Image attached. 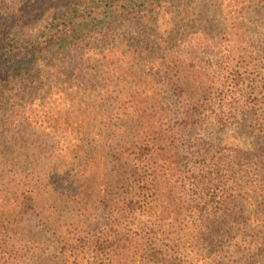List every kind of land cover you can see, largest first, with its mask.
I'll use <instances>...</instances> for the list:
<instances>
[{
  "label": "trees",
  "instance_id": "1",
  "mask_svg": "<svg viewBox=\"0 0 264 264\" xmlns=\"http://www.w3.org/2000/svg\"><path fill=\"white\" fill-rule=\"evenodd\" d=\"M21 1L0 0V115L14 113L6 89L56 94L59 111L42 115L52 141L0 119L13 165L0 174V264H264V0H249L250 19L215 0L205 24L187 7L172 15L179 31L163 0H39L57 5L19 47L14 25L41 15ZM216 12L229 22L215 35ZM116 15L157 33L129 45L130 63L109 40ZM231 129L248 137L229 141ZM29 216L46 240H30Z\"/></svg>",
  "mask_w": 264,
  "mask_h": 264
},
{
  "label": "rangeland",
  "instance_id": "2",
  "mask_svg": "<svg viewBox=\"0 0 264 264\" xmlns=\"http://www.w3.org/2000/svg\"><path fill=\"white\" fill-rule=\"evenodd\" d=\"M35 1H38V2L36 5L32 6L31 11L36 9L37 15L38 14L42 15L43 13L49 10L50 12H48L44 17L43 16L41 17L40 15V18L36 20L34 19L33 20H23V22H27V23H19V24L14 25L12 29L13 37L15 36L16 42L18 43L19 47L29 46L32 43H36L39 41V35L41 33V25H42L41 22L45 18L49 17L51 14V8H49L48 10H45L43 7L45 5H48V6L52 5V7L57 5L55 3L45 4L39 0H31L30 2L28 1L26 2V0H22L21 3L20 2H18V4L15 3L13 6L16 9L19 8V10L17 9V12H20L21 14L23 11L29 8L30 5ZM61 1L62 0H59L57 2H61ZM163 1L164 2L162 4L167 5L168 9L170 10L168 11V14L165 15V17L169 19V21L171 19V23L175 24L177 31H179L180 29L179 28L180 23L178 22V20L177 21L173 20L172 15L178 14L179 11L181 10L188 9L187 7H192L201 15L200 23L205 24L206 21L208 20L204 17L203 14L206 11V9H208V6H210V4L213 5V3H215V0H196L195 2H192V0H187V6H186V5L180 4L179 0H171L169 2H166L165 0ZM241 3L242 2L240 1L226 0L227 6L223 7L222 12L227 13V15H230V16H234V15L236 16L237 13H240L245 10V12H247V15L250 19L251 15H253V12L251 13V11L252 9H254L255 5H252L251 2H249V0L248 2H246V5H242ZM203 5H205V8ZM216 14H217L218 20L221 16V20H224V21L221 22L219 20L220 21L219 27H216L215 30L213 27L212 29L210 28L212 30V33H214L215 35L218 34L221 27L224 29L227 28V24L229 22L228 20H226L224 14L220 15V13L218 12H216ZM234 21L236 22L235 19ZM109 22H111L108 25V27L110 28V31H109L110 39L109 40L114 43H120V47H124L126 45L125 49L128 51H126V53L120 58H122V60L127 63L133 62V55H131L130 53L131 50L129 49V45H133L132 43H135V44L138 43L140 46L143 47L149 41V38L154 39L157 34V33L156 34L153 33L154 31L153 29H151L152 27L150 25L145 24L146 21L143 22L137 19L130 18L129 16L116 15L112 17ZM0 25H2V21H0ZM249 25L250 27L253 26L251 30V34H250V28H248L249 35H252L254 33L255 37L258 38L263 31L261 26L256 27L255 25L252 24V22L250 23L248 22L247 26ZM200 26L201 24L197 26L196 28ZM237 26L239 27L243 26L244 28H247L246 26H244V23H241V24L239 23L237 24ZM237 26L235 27V29L237 28ZM1 29L3 28H0V31ZM235 29L233 32L237 31ZM242 30L238 31V35H240ZM238 35L234 36L235 38L232 37L231 39L234 42L240 43L241 37H238ZM246 35L248 36L247 31H246ZM2 44L3 42H0V51L2 50L1 49ZM0 57H1V54H0ZM32 86L36 88L38 85L33 83ZM6 95L8 97L7 100H8L9 109H12L14 113L4 112L3 110V115H0V119H8L7 123H10L9 125L10 127H22L21 134H23L24 139H30V140L39 139V140H48V141H52L53 139H55L56 135L52 129V124L45 122L43 120L42 115L45 114V112H43L45 109H48L49 112H52L53 116L58 114V111H59V109L57 108L58 104H56V101H54V99L56 98V94L48 98L45 95V93L41 92V95L44 98L39 99V94H27V93L21 92L20 94H15V96L12 98L10 97V92L8 91V89H6L5 96ZM2 99L3 97L0 95V106L2 105V102H3ZM49 99H51V101ZM235 134H238L239 137L242 139H246L248 137L246 129H242V130L241 129H236V130L231 129L228 132L227 140L232 141L236 139ZM0 140H1V137H0ZM48 141H45V142H48ZM1 142L2 144L0 143V150H5L4 149L5 144L3 143V139L1 140ZM4 153L5 152L0 154V161L3 160L4 163L7 165V167L0 168V174H3L5 172L9 173L13 169V165L11 164L9 160L10 159L9 154H4ZM22 165L23 163L20 160V164L16 168L21 167L22 169H25V167H23ZM1 180H2V177H1ZM4 182L7 183V181H4ZM26 220H27L30 240L31 241L46 240V237L44 235L45 233L42 231L41 227L38 225V220L36 216H29L27 217Z\"/></svg>",
  "mask_w": 264,
  "mask_h": 264
}]
</instances>
